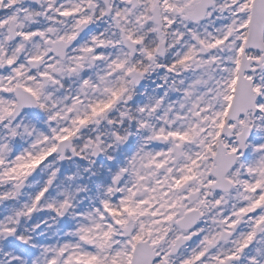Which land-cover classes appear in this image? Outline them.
I'll list each match as a JSON object with an SVG mask.
<instances>
[{"label":"snow or ice","instance_id":"obj_1","mask_svg":"<svg viewBox=\"0 0 264 264\" xmlns=\"http://www.w3.org/2000/svg\"><path fill=\"white\" fill-rule=\"evenodd\" d=\"M0 264H264V0H0Z\"/></svg>","mask_w":264,"mask_h":264}]
</instances>
